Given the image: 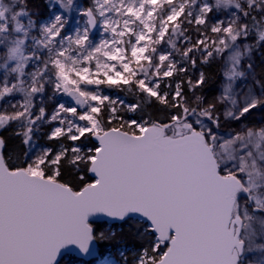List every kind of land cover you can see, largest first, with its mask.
<instances>
[{"label":"snow or ice","instance_id":"1","mask_svg":"<svg viewBox=\"0 0 264 264\" xmlns=\"http://www.w3.org/2000/svg\"><path fill=\"white\" fill-rule=\"evenodd\" d=\"M105 225L99 264H264V0H0V264Z\"/></svg>","mask_w":264,"mask_h":264},{"label":"trees","instance_id":"2","mask_svg":"<svg viewBox=\"0 0 264 264\" xmlns=\"http://www.w3.org/2000/svg\"><path fill=\"white\" fill-rule=\"evenodd\" d=\"M85 3L86 0H83ZM34 3L43 4L44 0H34ZM41 12L47 15V11L41 8ZM94 222V221H91ZM105 230H112L117 233V235L112 239L111 242L104 244V251L101 249L99 254L95 258H102V256L112 253L116 258H118V250L120 248H125L127 251L132 250L135 247L137 241L130 235L121 236V229L117 226L114 229H110L109 225H105ZM127 231V229H125ZM99 247V245L97 246ZM92 260V261H91ZM89 261H84L74 255H63L61 260L58 264H78V263H87V264H94V258ZM91 261V262H90Z\"/></svg>","mask_w":264,"mask_h":264},{"label":"water","instance_id":"3","mask_svg":"<svg viewBox=\"0 0 264 264\" xmlns=\"http://www.w3.org/2000/svg\"><path fill=\"white\" fill-rule=\"evenodd\" d=\"M91 221H94L93 218H90V222ZM66 254L74 255V256H76V257H78V258H80V259H82L84 261H88V260H90V259H92V258L97 256V255L94 256V255H86V254L80 253L76 249V247L74 245H72V246H68L67 249L61 250V252H60V254H59L58 258H57V264L61 260L62 256L66 255Z\"/></svg>","mask_w":264,"mask_h":264},{"label":"rangeland","instance_id":"4","mask_svg":"<svg viewBox=\"0 0 264 264\" xmlns=\"http://www.w3.org/2000/svg\"><path fill=\"white\" fill-rule=\"evenodd\" d=\"M80 2H81V3H84L83 0H80ZM119 250L127 251L125 248H120ZM110 254H112V253H110ZM107 255H108V254H107ZM112 257H113V258H116L113 254H112ZM118 258H119V251H118ZM118 258H116V259H118ZM92 259H93V258H92ZM100 259H101V258H94V261H95L94 264H99V260H100ZM91 261H92V260H91ZM91 261H90V262H91ZM78 264H87V263H78ZM90 264H91V263H90Z\"/></svg>","mask_w":264,"mask_h":264}]
</instances>
